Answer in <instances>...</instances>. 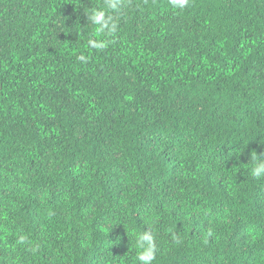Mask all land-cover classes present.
Instances as JSON below:
<instances>
[{
  "label": "trees",
  "instance_id": "1",
  "mask_svg": "<svg viewBox=\"0 0 264 264\" xmlns=\"http://www.w3.org/2000/svg\"><path fill=\"white\" fill-rule=\"evenodd\" d=\"M257 158L264 0H0V264H264Z\"/></svg>",
  "mask_w": 264,
  "mask_h": 264
},
{
  "label": "clouds",
  "instance_id": "2",
  "mask_svg": "<svg viewBox=\"0 0 264 264\" xmlns=\"http://www.w3.org/2000/svg\"><path fill=\"white\" fill-rule=\"evenodd\" d=\"M189 4V0H170V5L175 9H184ZM90 19L93 24L99 25V30L103 31L107 24L105 19V13L103 11H94L90 15ZM94 47H103L101 44L93 45ZM251 174L253 177L259 179L264 177V159L257 158V161L252 167ZM140 247L143 251L140 252L138 259L140 264H151L154 259L155 245L153 243V238L149 234H144L140 237Z\"/></svg>",
  "mask_w": 264,
  "mask_h": 264
}]
</instances>
